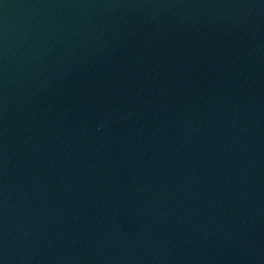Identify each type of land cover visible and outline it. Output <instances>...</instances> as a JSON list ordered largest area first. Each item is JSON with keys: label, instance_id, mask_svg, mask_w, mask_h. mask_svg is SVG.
Wrapping results in <instances>:
<instances>
[{"label": "water", "instance_id": "95a60500", "mask_svg": "<svg viewBox=\"0 0 264 264\" xmlns=\"http://www.w3.org/2000/svg\"><path fill=\"white\" fill-rule=\"evenodd\" d=\"M0 264H264V0H0Z\"/></svg>", "mask_w": 264, "mask_h": 264}]
</instances>
